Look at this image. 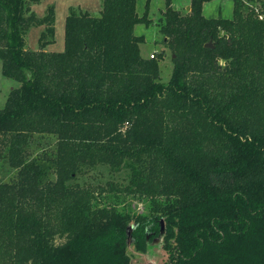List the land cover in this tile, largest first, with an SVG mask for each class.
Instances as JSON below:
<instances>
[{"label": "trees", "instance_id": "1", "mask_svg": "<svg viewBox=\"0 0 264 264\" xmlns=\"http://www.w3.org/2000/svg\"><path fill=\"white\" fill-rule=\"evenodd\" d=\"M40 1L0 0L1 74L17 84L0 110L15 171L0 182V264H132L129 238L144 254L159 236L166 264H264V0H233L230 19L204 17L213 0L183 15L165 0L166 82L164 54L142 57L134 35L147 4L70 9L48 52L55 11L38 17Z\"/></svg>", "mask_w": 264, "mask_h": 264}, {"label": "rangeland", "instance_id": "2", "mask_svg": "<svg viewBox=\"0 0 264 264\" xmlns=\"http://www.w3.org/2000/svg\"><path fill=\"white\" fill-rule=\"evenodd\" d=\"M171 6L180 14H185L189 7L190 0H170ZM147 4L148 17L151 23L146 26L138 24L134 27L135 36H143L144 43L140 45V53L142 57L149 58L150 54L163 53V59L159 63L161 81L166 82L171 74L172 61L170 50L163 44V36L159 32L161 19V11L165 8V0H136V12L142 16L145 12ZM52 5L55 11V41L54 44L47 47V51L60 52L64 44V22L70 9L88 12L91 16L97 17L102 7L101 0H41L38 5L32 6V11L41 17L44 15L48 6ZM233 0H213L203 5V15L206 18L221 17L230 19L232 17ZM43 28H32L26 35V47L30 51L38 50V37ZM17 87V84L1 74L0 62V110L4 107L6 99L10 91ZM15 176V171L11 170L6 163H0V182H8ZM86 182H95L87 173L85 176ZM101 179V178H100ZM131 208L136 213L144 211V203L136 200L131 201ZM164 227V226H163ZM161 237L155 238L147 245V250L144 254L136 253L131 246L132 241L129 238L127 244L129 251L133 253L132 264H166L168 261L167 254L164 253L161 247Z\"/></svg>", "mask_w": 264, "mask_h": 264}, {"label": "water", "instance_id": "3", "mask_svg": "<svg viewBox=\"0 0 264 264\" xmlns=\"http://www.w3.org/2000/svg\"><path fill=\"white\" fill-rule=\"evenodd\" d=\"M187 11H189V7H187ZM205 47L210 48L212 46L210 44H207V45H205ZM130 231H131V228H128V233H127L128 235L130 234ZM163 231H164L163 222L160 221V234L161 235H162Z\"/></svg>", "mask_w": 264, "mask_h": 264}, {"label": "crops", "instance_id": "4", "mask_svg": "<svg viewBox=\"0 0 264 264\" xmlns=\"http://www.w3.org/2000/svg\"><path fill=\"white\" fill-rule=\"evenodd\" d=\"M41 28H42V27H41ZM39 34H40V33H39ZM53 44H54V43H53ZM51 45H52V44H51ZM48 46H49V45H48ZM48 46H47V47H48ZM47 47H46V49H45L46 51H47ZM63 48H64V44H63ZM62 51H63V49H62ZM48 52H49V51H48ZM50 52H53V51H50ZM60 52H61V51H60ZM144 58H146V57H144Z\"/></svg>", "mask_w": 264, "mask_h": 264}, {"label": "built area", "instance_id": "5", "mask_svg": "<svg viewBox=\"0 0 264 264\" xmlns=\"http://www.w3.org/2000/svg\"><path fill=\"white\" fill-rule=\"evenodd\" d=\"M153 55H154L153 53H152V54H150V55H149V58H153Z\"/></svg>", "mask_w": 264, "mask_h": 264}]
</instances>
